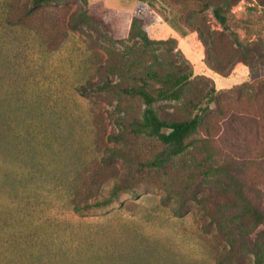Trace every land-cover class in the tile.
<instances>
[{
  "label": "rangeland",
  "instance_id": "1",
  "mask_svg": "<svg viewBox=\"0 0 264 264\" xmlns=\"http://www.w3.org/2000/svg\"><path fill=\"white\" fill-rule=\"evenodd\" d=\"M56 6L66 9V22L96 15L111 28L82 24L56 51L29 49L21 29L4 35L3 70L19 80L9 84L4 73L9 102L0 141V264H219L231 249L227 234L246 221L230 223L221 214L222 222L214 220L208 205L195 201L196 192L183 201L180 192L209 149L251 152L258 166H249L246 179L261 187L264 150L255 140L264 141V5L66 0ZM216 7L228 12V29L214 17ZM49 21L45 14L36 20ZM144 33L155 43L147 45ZM156 59L164 69L182 65L192 73L180 100L155 103L158 116L183 121L204 110L203 124L195 144L164 171L139 175L136 160L151 162L162 145L131 134L146 106L120 89L140 86ZM212 92L216 101L210 103ZM83 169L88 191L77 201L100 205L76 212L70 192ZM116 182L118 196L111 199ZM228 182L209 179L198 194L216 195L230 208ZM256 240L264 250V225L256 228ZM238 250L236 264H256L255 248Z\"/></svg>",
  "mask_w": 264,
  "mask_h": 264
},
{
  "label": "trees",
  "instance_id": "2",
  "mask_svg": "<svg viewBox=\"0 0 264 264\" xmlns=\"http://www.w3.org/2000/svg\"><path fill=\"white\" fill-rule=\"evenodd\" d=\"M0 3V54L4 50V35L7 32H13L19 30L27 37V47L31 49L33 45H39L50 51H56L60 49L65 40L68 37L69 30H77L78 27L86 23H97L99 21L102 25L111 28V25L104 21L102 16L80 14L74 15L79 23L73 21L72 17L69 22H66V9L59 8L56 5L63 4L66 0H3ZM140 2L151 3L152 0H138ZM264 5V0H259ZM202 3L201 1H199ZM47 6V7H44ZM48 7H54L52 10ZM59 8V9H58ZM209 5L206 4L207 10ZM20 10V11H19ZM42 11V12H41ZM39 14H45L50 21L45 23L36 22ZM214 17L221 24L224 29L229 28V16L228 12L223 7H216L213 11ZM70 35V34H69ZM143 39L147 45L155 43L151 40L147 34L144 33ZM32 45V46H31ZM245 64V62H242ZM19 75V74H18ZM192 73L188 72L182 65L177 66L172 64L170 68L164 69L162 63L156 59L144 76L140 77L141 85L135 86L130 89L121 88L120 90L127 95L140 98L145 104V110L143 112L142 121H135L132 124L131 134L134 136H146L154 138L162 145L161 152L151 162L141 163L136 160L138 165L137 171L141 175L145 170L154 171L166 169V166L170 163L171 159L183 155L187 152L196 141V136L199 135L200 129L203 124L204 110L201 112H195L190 118L183 121H167L160 118L154 108L155 103L159 101H178L183 97L185 88L190 84ZM19 78V77H18ZM18 78H8V83L18 82ZM0 77V141L2 131L5 127V117L3 112L5 102H9L7 94H4V87ZM3 82V83H2ZM264 86L261 88V90ZM9 91V90H8ZM260 89L257 94L259 95ZM8 93H13L9 91ZM16 96V95H14ZM214 93H210V103L215 102ZM195 107H197V103ZM193 108V109H194ZM12 111L11 107L9 109ZM240 136V135H237ZM240 137L237 138V140ZM264 138V137H263ZM257 139V138H256ZM259 139L255 140L256 147L264 150V141L259 142ZM236 147L235 145H233ZM240 149V147H239ZM1 151V145H0ZM241 151V150H240ZM238 153V151L234 152ZM239 156L232 153H225L223 151L208 150V155L204 161L199 165L198 173L185 184L180 192V201L182 198L195 194L194 199L199 205H204L205 211L208 216H216L214 220L222 222L221 217H227L226 219L233 223L236 220H245L244 224L237 226L239 232L228 233L230 250L226 252L225 256H219V264H236L239 262V255L241 252L238 249L255 248L254 254L256 256V264L264 263V250L263 246L253 242V235L255 230L259 226L264 225V172L263 181L260 185L254 182H250L248 179V170L250 165L256 167L257 160L252 156H248L251 152H247ZM229 154H231L229 156ZM264 155V154H263ZM260 156L261 165H264V156ZM118 158L123 155L115 154ZM225 156V157H224ZM224 157V158H223ZM235 157V158H233ZM1 158V154H0ZM236 165L238 167H236ZM261 170L262 167L261 166ZM250 166V167H249ZM87 169L77 170L73 185L71 186V204L76 212H80L82 209H87L100 203H93L87 198L84 201L80 200V194L84 191H88L87 185ZM257 174V173H255ZM241 176V182L235 181L236 177ZM225 177L229 179L227 187L225 188L232 193L229 196L230 208L226 207L220 201V198L216 195L203 193L198 194L200 189L207 180L212 178ZM95 189L99 186L93 184ZM120 184L116 182L113 190L112 198L118 196ZM240 200V202L238 201ZM112 200H105L104 204L110 203ZM225 207V212H223ZM210 208V209H209ZM212 209V212L210 211ZM241 212H238V211ZM221 214V217L219 216ZM241 228V229H240ZM240 229V230H239ZM218 230V229H217ZM222 230V229H220ZM232 230V229H231ZM230 230V231H231Z\"/></svg>",
  "mask_w": 264,
  "mask_h": 264
},
{
  "label": "crops",
  "instance_id": "3",
  "mask_svg": "<svg viewBox=\"0 0 264 264\" xmlns=\"http://www.w3.org/2000/svg\"><path fill=\"white\" fill-rule=\"evenodd\" d=\"M2 56H3V55L0 54V66H2V64H3V63H2ZM3 67H4V66L0 67V77L2 76V78H3L2 81H4V80H5V77H7V76H6L7 72H6V73L4 72ZM4 73H5V77H4ZM7 75H8L9 77L12 76V78L15 77V74H14L13 71H11L10 75H9V73H8ZM9 77H8V78H9ZM7 81H8V79H7ZM2 83H3V82H2ZM3 87H4V83H3Z\"/></svg>",
  "mask_w": 264,
  "mask_h": 264
}]
</instances>
